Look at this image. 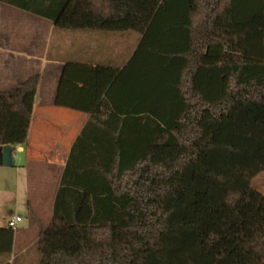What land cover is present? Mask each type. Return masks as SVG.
<instances>
[{
	"label": "trees",
	"instance_id": "obj_1",
	"mask_svg": "<svg viewBox=\"0 0 264 264\" xmlns=\"http://www.w3.org/2000/svg\"><path fill=\"white\" fill-rule=\"evenodd\" d=\"M69 1L0 3L56 22ZM156 1L71 149L38 264H264V0ZM39 83L0 91V147L28 146Z\"/></svg>",
	"mask_w": 264,
	"mask_h": 264
},
{
	"label": "crops",
	"instance_id": "obj_2",
	"mask_svg": "<svg viewBox=\"0 0 264 264\" xmlns=\"http://www.w3.org/2000/svg\"><path fill=\"white\" fill-rule=\"evenodd\" d=\"M43 1L48 5L52 0ZM154 2L157 1L70 0L69 5L80 3L84 8L64 10L56 22L39 17V28L34 29L37 41H33L29 50L18 46L20 40L15 34L10 33L13 43L5 34L0 36V49L6 54L7 68L13 64L17 72L24 70L26 65L15 55L19 53L20 57L25 55L27 60L33 61L30 64L32 76L40 77L29 144L16 147L15 162L6 168L26 172L25 178L33 189L36 188L33 180L51 177L54 181L48 201L35 197L34 190L31 191L28 204L32 220L22 227L17 226L12 254L9 257L0 254V264L39 263L37 242L41 230L51 225L56 195L71 149L96 106L140 46L154 18V12H150V3ZM11 10L12 7L0 3L1 13L13 17ZM38 39L43 54H38ZM64 40L70 43L67 50L63 48ZM75 43L81 46L83 60H60L44 54L50 51L49 46L58 53L68 51ZM8 224L0 223V229L8 228Z\"/></svg>",
	"mask_w": 264,
	"mask_h": 264
},
{
	"label": "rangeland",
	"instance_id": "obj_3",
	"mask_svg": "<svg viewBox=\"0 0 264 264\" xmlns=\"http://www.w3.org/2000/svg\"><path fill=\"white\" fill-rule=\"evenodd\" d=\"M12 9L13 10L11 11H13V17L9 16L10 14L8 13L3 14L0 11V36L2 37L3 34H5V36L10 39L9 42L13 43L10 38V33L12 35L15 34L16 39L21 41V43L20 41L18 42V46L22 49L24 48L29 50V48L32 47L33 41H37V38L35 39L34 29L39 28L40 22L38 21H41V19L33 14H26L17 8L12 7ZM13 38L14 37H12V39ZM52 39L55 40L56 37H52ZM1 43L2 42L0 39V47ZM62 43L63 48H66L67 50L70 43H67L66 40H64ZM38 45V54H43V51H40L42 45L41 41L38 42ZM80 47L81 46H79L78 43H75L68 51L62 50L61 52L57 53V51H53L49 46L48 48L50 51H46L44 54H47L49 58L57 57L60 60H83V53L80 52ZM18 54L19 53L15 54L16 58H20V63H24V66H26L24 67V70L17 72L13 64L10 68H7L5 60L6 54L0 49V91H8L16 88L19 83L24 82L28 78L32 77V74H34L32 73V67L30 66L33 61L27 60L25 55L20 57ZM25 173L26 172L24 171L18 173L17 170H14L13 168L0 167V223L3 225L7 226L8 222L15 217L24 219L23 223L18 224V227L29 224L32 220V214L28 204L31 191L34 190L33 194L35 197L40 196L45 201H48V199H50L48 192L54 190V181L51 177H42L41 179L33 180V185H35L36 188H31L29 186L30 182L25 178ZM252 186L258 192H264V173L258 175L254 179ZM43 191H47V193L42 194ZM31 255L32 252L30 253V256Z\"/></svg>",
	"mask_w": 264,
	"mask_h": 264
},
{
	"label": "water",
	"instance_id": "obj_4",
	"mask_svg": "<svg viewBox=\"0 0 264 264\" xmlns=\"http://www.w3.org/2000/svg\"><path fill=\"white\" fill-rule=\"evenodd\" d=\"M16 153V148L11 146L0 147V167H11L14 162V154Z\"/></svg>",
	"mask_w": 264,
	"mask_h": 264
},
{
	"label": "built area",
	"instance_id": "obj_5",
	"mask_svg": "<svg viewBox=\"0 0 264 264\" xmlns=\"http://www.w3.org/2000/svg\"><path fill=\"white\" fill-rule=\"evenodd\" d=\"M22 221V219L20 217H15V218H12L10 221H9V228L13 229L14 231H16L17 229V226L18 224Z\"/></svg>",
	"mask_w": 264,
	"mask_h": 264
}]
</instances>
